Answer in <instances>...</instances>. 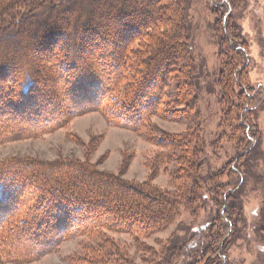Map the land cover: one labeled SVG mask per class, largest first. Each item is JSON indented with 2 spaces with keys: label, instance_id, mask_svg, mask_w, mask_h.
Here are the masks:
<instances>
[{
  "label": "rangeland",
  "instance_id": "obj_1",
  "mask_svg": "<svg viewBox=\"0 0 264 264\" xmlns=\"http://www.w3.org/2000/svg\"><path fill=\"white\" fill-rule=\"evenodd\" d=\"M129 1L133 0H118L115 6ZM138 1L135 0V3ZM174 1L165 0L162 3ZM183 3V14L180 9L174 14L179 15L180 21L182 16L186 24L188 37L182 38V49L187 50L189 56L186 61L180 57L173 62L170 69L175 70L166 76V81L164 73L154 71L144 78L141 70L131 75L126 73V76L123 73H108L111 77L108 79L102 74L99 78V69L104 65L109 64L115 70V65L120 67L122 62H126L123 56H128L133 49L123 46H131L136 40H131L134 34L129 33L127 38L118 33L120 27L113 25L116 22L113 15L105 26H98L97 33L95 31L96 34L87 39V51L75 52L78 64L73 66L78 70L82 60L86 71L72 73L70 83H66L67 86L70 84V93L60 83L62 80L56 70L63 54L56 56L54 52L58 53L60 46L67 43L64 41L70 42L71 37L76 44L84 38L81 32L85 29L78 30L72 26L76 20L75 12H55L63 16L59 21L65 24L61 23L60 27L66 25L64 30L67 34L52 35L47 40L46 52L38 53L39 44L35 43L34 49L31 34L23 31L17 45H13L16 49L13 53L19 55L1 58L0 163L10 164L8 174H11V179H6V184L13 187L12 193L26 197L23 205L29 207L32 204L38 214L32 219L30 215L26 217L32 226L35 221L31 234L27 237L22 233L33 254L17 259L0 255V264H125L126 259L134 260L135 264H152V261L160 259L171 240L182 248L181 256L174 264H194L209 243L208 230L218 212L214 202L215 187L211 186L208 178L217 174L218 179L225 183L232 177L228 173L230 161L245 148V141H242L245 134L241 131L244 124H249L252 130L256 127V134L250 131L254 140L251 143L255 144L257 139L261 141L255 154L244 155L239 163L246 171L247 183L237 197L242 205L241 216L237 220L238 231L229 238L226 260L227 264H264V232L256 230L264 206V187L257 181L264 176V0H184ZM129 5L126 9L132 7L128 11L132 16L139 4ZM87 8L85 5L72 6V10L82 14ZM151 9L152 6L144 4L140 7V10H146V14ZM67 19L69 24H66ZM127 21L133 25L136 23L134 19ZM175 25L173 20L166 22L168 29ZM109 33L114 34L115 39L118 35L117 44H110L107 46L109 49L103 51L101 39L103 36L108 39ZM95 39L98 41L94 42ZM142 42L143 38H138L134 48H143ZM158 43L159 39L145 43L148 47L144 51L158 50ZM67 44L71 46L73 42ZM1 45L0 56L6 50L11 51L8 47L1 50ZM235 46L238 48L235 49ZM142 57L131 59L138 65L137 60ZM107 61L108 64L103 63ZM31 66L34 68L30 73L25 68ZM35 69L39 73L34 72ZM224 69L230 73L227 83L222 80ZM61 74L69 78L66 73ZM30 75L38 81L36 92H21L14 111L10 106L8 110L3 103L9 100L5 90L9 88L6 87L14 85L11 94L18 87L22 91ZM113 75H116L117 82L116 78L115 82L112 81ZM142 80L145 85L141 88L139 82ZM188 82L192 83V88L189 87L186 94L183 83ZM110 85L113 89L109 93ZM128 89L131 92L128 101L133 98L134 104L131 111H127L129 116L125 117L119 115L116 103L122 101L120 97H124ZM227 89L234 97L232 105ZM137 92L139 96L135 97ZM144 94L148 97L146 102L142 101ZM248 104L254 110L243 120L241 111ZM31 108L43 118L41 121L38 119L36 125L30 124L27 119L33 114ZM8 112L13 113V118ZM11 121L22 122L30 131L26 128L29 132L22 134V127L17 126L20 124L15 125ZM185 134L189 135L190 147L188 156L184 157L187 163L194 155L196 157L195 146L200 153L196 157L198 164L190 163V171H197L208 179V185L204 184L206 187L202 189V198H198L195 205H189L184 200L178 218L169 228L142 233L139 238L125 222L118 227L102 221L103 227H97L96 221L101 216L92 211H106L107 203L103 199L106 189L103 190L102 186L109 182L141 186L144 191L155 188L176 192L175 171L185 161L180 159L181 149L177 141L180 135ZM87 172L91 173L90 177H86ZM47 184L66 188L62 191L50 188L43 193L41 186ZM117 192L125 197L124 189L120 188ZM131 194L134 196V191ZM117 201L112 202L114 208L110 218L122 222L118 218L121 216L120 209L115 206ZM3 202L10 209L16 204ZM13 212L8 213L12 218ZM18 215L22 217L20 213ZM92 217L97 219L94 223L90 222L92 230L79 228ZM46 230H51L55 236L44 247L39 246V239L49 235ZM6 231L3 228L1 236Z\"/></svg>",
  "mask_w": 264,
  "mask_h": 264
},
{
  "label": "trees",
  "instance_id": "obj_2",
  "mask_svg": "<svg viewBox=\"0 0 264 264\" xmlns=\"http://www.w3.org/2000/svg\"><path fill=\"white\" fill-rule=\"evenodd\" d=\"M118 0H1L0 1V44L1 50L4 47H8L9 50L5 52V54H2L0 56L1 58H11L13 56H18L17 54L13 53V49L16 50L13 45H17L19 40L23 35L22 32H28L31 34L33 41L32 46L35 49V43L39 44V47L36 49L38 53L41 54V52L47 51V40L52 36H58V35H66V31L63 27H60L61 17L60 14L55 13L59 10H69V13L75 12L74 15H76L74 18L76 19L74 23H72V26L75 28H78V30H82L81 34L84 36V38L80 41V44L75 43V39L72 37L69 38L70 42H73V44L70 46L67 43H70L68 40L64 41L67 42L65 46H60V50H58V53L54 52L56 56H61V60L59 61V65L56 67V70L59 72L58 78L62 80L60 83L63 84L64 88H68L67 91L70 93V84L67 86L66 83H70V78L72 77V73L77 72H84L86 69L82 64V60L79 61L80 65L78 66L79 69L76 70L73 65L78 64L77 59H75V52H85L89 49V43L87 42V39L90 37H93L95 31L97 33V27L102 25L105 26L106 22L109 18H111V15L113 19L116 20V22L113 25H116L115 27L118 28V33H122L123 35H126L127 38H129L128 34L131 33L133 36L132 39H138L143 38V44L144 47L141 49H135L134 44L136 40H134V43L131 46H128L125 44L123 48L129 49L132 47L133 51L129 52L128 56H123L124 61L122 62V66H116L115 70L111 69L109 66V62H103L107 63L108 65H104L105 67L100 68L99 72L101 73L99 78H102V74L107 75V78H111L108 73H123L124 76H126V73H137L138 70L142 71L140 73L143 74V77H149L152 75L154 71L156 73H164V80L170 76V73L175 70L170 69V66H172L175 61H178L180 57H182L183 61H186L187 57L189 56L187 50L182 49V38L188 37V34L185 32V29H187L186 24H184V20L181 21L179 19V15L177 16L174 14L178 9H180L181 13L183 14V2L184 0H175L173 3H167L163 2L165 0H139L138 3H135V0L132 2L124 3L123 5H116L115 2ZM228 2V0H224ZM234 2V0H232ZM139 4L136 12H133V15L131 16L128 11L132 9V7H129V10H127V6L129 4L132 5ZM142 4L145 6H152L151 12H148L146 14V10L142 11L140 10V7H142ZM88 6L86 9L87 11L82 14L81 12H78V10H72V6ZM129 5V6H131ZM59 7H61L59 9ZM174 8V10H172ZM39 10L38 12H36ZM113 11V12H112ZM141 12V13H139ZM63 13V12H60ZM113 13V14H112ZM138 14V16L136 15ZM61 17V18H60ZM129 19H134V25L127 21ZM172 20L176 23V25L172 29L166 28V22H172ZM81 23H78L80 22ZM113 21V20H112ZM180 21V22H179ZM226 21V19H225ZM223 21V22H225ZM181 23L184 25L182 26ZM66 24H69V21L67 19ZM143 27V28H142ZM226 27V26H225ZM101 28V27H100ZM184 29V30H183ZM183 30V31H182ZM95 33V34H96ZM108 39L103 36L101 39L104 43L102 49L103 51H107L109 49L107 46L111 44H117V37L116 39L113 38L114 34L109 33ZM113 38V39H112ZM122 38V37H121ZM78 39V38H77ZM153 39L160 40V44L158 43V50L156 51H144L148 44L145 43H152ZM75 40V41H74ZM111 40V41H110ZM140 40V39H139ZM98 40L95 39L94 42H97ZM78 43V42H77ZM132 43V41L130 42ZM77 47V50L75 51V48ZM107 47V48H106ZM112 48V47H111ZM237 49L238 47H234ZM244 50V49H243ZM4 51V50H3ZM18 52V51H16ZM24 52V51H23ZM36 52V51H35ZM53 53V56H54ZM128 53V51H127ZM165 53V54H163ZM45 54V53H44ZM107 54V53H106ZM38 55V54H36ZM46 55V54H45ZM48 55V54H47ZM143 56L140 58L141 60H137L138 65L134 64V58L135 56ZM116 56V55H115ZM75 59V60H74ZM236 60V59H235ZM141 62V64L139 63ZM128 63V64H127ZM33 65V64H32ZM127 65V68L125 69ZM144 66V67H143ZM34 68V67H33ZM32 66L30 68H25L27 71H31L33 69ZM155 69V70H154ZM28 72V73H29ZM34 72H37V69L34 70ZM31 73V72H30ZM61 73H66V76L69 77L64 78ZM155 73V72H154ZM188 73V72H187ZM117 74V75H118ZM176 74V73H175ZM229 75L230 73H227V69H224L222 80L227 83L229 82ZM161 75V77H163ZM30 78V79H29ZM27 78V82L24 85L22 91L18 89H14L15 92L11 94V91L14 88V85L6 87L9 89H5L8 91L9 100L3 101L5 106L8 108H13V111L15 107L17 106V102L20 98V93L27 94L29 93V90L32 92V94L35 91V88L37 86L38 81L32 79V75ZM116 78V75H113L112 81H114ZM165 80V81H166ZM15 81V80H14ZM13 81V82H14ZM20 81V80H19ZM36 81V82H35ZM69 81V82H67ZM115 82V81H114ZM117 82V78H116ZM15 83H17L15 81ZM41 84V82H40ZM45 84V81H44ZM110 84V82H109ZM108 85V84H107ZM140 87L142 88L145 85V81L143 80L139 82ZM183 90H185L186 94L189 93L190 88H192V83H183ZM33 87V89H32ZM147 87V86H146ZM145 87V89H146ZM190 87V88H189ZM17 88V87H16ZM12 89V90H11ZM48 89H52L49 88ZM112 85L109 86V89L107 92H111ZM149 89V87H147ZM180 90V88L178 87ZM49 91V90H48ZM227 95L231 102L230 105L234 102V97L231 91L227 89ZM133 93V91H132ZM131 92L127 91V94L124 97H120L122 101H119L117 104V108L120 110L119 115H124L125 117H128L129 113L131 111V108L133 107V98L131 97ZM31 95V94H30ZM157 95V94H156ZM139 96L138 92L135 97ZM146 94L142 96L143 100L146 102ZM5 98V95H4ZM7 98V97H6ZM69 98H75L74 96ZM148 101V97H147ZM152 102V101H151ZM149 102V103H151ZM120 105V106H119ZM119 106V107H118ZM145 106V105H144ZM253 106H250V104L246 105L244 111H241L242 113V119H246L247 115H249V112L253 111ZM116 108V107H112ZM126 109V111H125ZM33 113L30 117L27 119L29 120L30 124L36 125L38 122V119L41 121L43 118L38 116L36 114L37 111H34L33 108H31ZM114 110V109H112ZM12 112V111H10ZM8 112L9 116H11L13 113ZM35 112V113H34ZM126 112V113H125ZM7 114V115H8ZM49 115V114H48ZM15 116V115H14ZM46 117V115H44ZM11 118H13L11 116ZM16 118V117H15ZM9 119V118H6ZM15 123L14 121H11ZM20 124V125H17ZM244 124V123H241ZM15 125L22 127L20 130L23 132L22 134L28 133L30 130L27 128V125L21 123H15ZM242 126V125H241ZM29 130L27 131L26 130ZM241 131L245 134L242 141H245V148L240 150L236 156L233 158L232 161H230L229 164V174L232 175L231 178L225 181H221V179H218L217 174L210 175L208 178L211 186L215 187L214 192V202L217 206V216L214 218L213 223L210 225L208 230V238L209 243L207 247L205 248L203 254L201 253L200 258L196 259V262L194 264H227V244L229 242L230 236L236 233L238 231L237 229V220L241 216V210L242 205L240 199L237 197L240 195L242 189L246 186V171L244 170V167H242L240 163L241 158L244 155L249 154L248 156H253L258 149L260 139H257L255 144L251 143V140H253V136L251 135L250 131L255 132L256 134V127L252 130V127L249 124H244L242 126ZM189 135L185 134V136L180 135L179 140L177 143H179V147L181 149V157L182 160L185 155L189 153L190 147L188 146V137ZM255 136V135H254ZM174 142V140L172 139ZM195 146V153L196 157L200 155L198 151L196 150ZM195 155L193 159L185 160L184 163L181 164L178 171H175V181H177V190L175 191H162L159 189H149L144 191L141 186H122L117 185L114 182L107 183L106 186H102L103 190L106 193V195H103V199H105V203H107V206L105 208V212L100 211H92L95 214H99L101 218L100 220L95 219L92 217L90 221H87V223L82 224L79 226V228L86 230L89 229L92 230V227H89L91 225V221L97 222V227H103V222L106 224H109V226L117 225L118 227L120 224H125L130 227V231H132L133 234L137 238L143 233H152L156 230L161 229H167L169 228L172 223L178 218L180 214V208L182 206L183 201L185 200L187 204L195 205V202H198L200 198L203 196V186L206 184L208 179L203 178L198 172H191V168H189L190 163L192 165L198 164V159H196ZM16 161V160H14ZM234 163V164H233ZM248 163V161L246 162ZM0 232L3 228H5L7 231L4 233V236H1L0 234V255H5L6 257L12 256L13 259L22 258V256H28L30 257L33 253H31V246L26 245V242L22 238L23 235H27V237L31 234V230L34 228L35 221L32 222L33 226L30 223V220L26 217L28 215L31 216V219L34 218L38 212H35L33 209V205L27 207L23 205L24 200H26V197H21L20 194L12 193L13 187L8 186L6 184V179H11L10 175L8 174L11 170L9 168L10 164H5V162L0 163ZM233 164V166H232ZM6 170H2L5 169ZM9 168V169H8ZM76 168V167H75ZM225 172V170H223ZM8 174V175H7ZM91 173L87 172L86 177H90ZM219 175V174H218ZM19 180L24 182L23 179L18 178ZM84 179V178H83ZM215 179V180H214ZM87 182H90L86 178ZM182 181V182H181ZM257 181L261 183L264 187V176H260L257 178ZM19 183V181H18ZM68 185V184H67ZM208 185V183L206 184ZM206 185L204 187H206ZM50 188L56 189L57 191H62L65 186H51L50 185H44L41 186V191L44 193V190H50ZM120 188L125 190V197L122 198L121 195H118L117 191L120 190ZM108 191V192H107ZM132 191H134V196H132ZM121 192V191H120ZM127 195V196H126ZM16 196V197H15ZM5 198V199H3ZM117 198V199H116ZM199 198V199H198ZM123 199V200H122ZM113 200H118L117 203H115V206L120 209L121 221H113L111 220L110 216H112V208L113 207ZM8 201L9 204L12 202H16L14 207H11V209L6 206V202ZM31 201V200H30ZM111 201V206L109 205V202ZM46 203V201H45ZM14 205V203H13ZM89 208V207H87ZM17 209V210H16ZM88 210V209H87ZM10 211L13 212V218L10 217L8 213ZM22 215L19 216V213ZM262 215H261V221L257 225L256 230L258 233L264 232V206L262 208ZM5 214V215H4ZM5 217V218H4ZM10 217V218H9ZM21 217V218H20ZM4 218V219H3ZM12 218L11 221H9ZM28 218V217H27ZM113 219V218H112ZM27 224H26V222ZM58 222V220L56 221ZM93 222V223H94ZM12 228H7V226L12 225ZM26 224V225H25ZM64 225V222H63ZM116 226V227H117ZM95 227V224L93 225ZM57 228V227H56ZM35 230V229H34ZM47 231V230H46ZM45 233H49V235L42 237L39 239L40 244L39 246H43L51 241L55 235L53 232H50L51 230H48ZM44 234V232H43ZM21 236V237H20ZM25 242V243H24ZM14 249V250H12ZM182 248L178 244H175L172 240L169 241L163 250L161 257L158 261H152V264H174L175 261L181 256ZM31 253V254H30ZM123 255V254H121ZM156 260V259H155ZM125 264H135L134 260H127Z\"/></svg>",
  "mask_w": 264,
  "mask_h": 264
}]
</instances>
